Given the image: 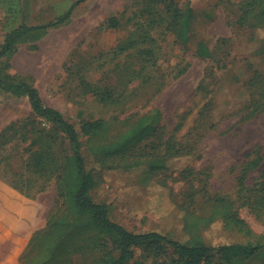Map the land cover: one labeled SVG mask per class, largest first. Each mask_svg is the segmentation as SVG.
<instances>
[{
    "label": "rangeland",
    "instance_id": "1",
    "mask_svg": "<svg viewBox=\"0 0 264 264\" xmlns=\"http://www.w3.org/2000/svg\"><path fill=\"white\" fill-rule=\"evenodd\" d=\"M68 12L66 23L24 35L0 59V79L31 84L78 131L105 121L98 134L82 136V154L96 179L92 197L128 230L197 237L213 247L250 243L252 253L232 264H264V0H0V51L15 29ZM200 42L211 51L207 59L195 54ZM144 117L155 128L149 136L118 156L103 155ZM12 125L1 167L47 148L41 136L57 158L69 152L27 96L0 92V135ZM47 185L0 241V264L46 230L51 214H64L57 182ZM76 244L83 250L71 264H95L114 251V241L97 232ZM176 258L172 249L157 255L141 246L128 264Z\"/></svg>",
    "mask_w": 264,
    "mask_h": 264
},
{
    "label": "trees",
    "instance_id": "2",
    "mask_svg": "<svg viewBox=\"0 0 264 264\" xmlns=\"http://www.w3.org/2000/svg\"><path fill=\"white\" fill-rule=\"evenodd\" d=\"M176 17H182L177 9ZM71 18V12L60 16L55 21L41 26H23L8 34L0 51V59L12 54L17 43L24 35L54 28L66 23ZM190 18H184L183 31L189 32ZM187 34V33H186ZM199 58L207 59L211 51L204 42L198 44L196 53ZM0 92L15 96H27L32 110L38 117L49 120L60 134L63 143L69 145L68 153L57 158L53 153L51 140L41 136L47 148L35 151L29 161L22 164L18 161L0 166V241L12 231L16 223L27 216L34 198L47 190V183L52 179L57 182L58 203L64 207V214H51L46 223V230L24 239L17 253L8 264H71L68 258L83 247L76 244L81 234L97 232L114 241V251L106 252L95 264H128L134 257V249L145 247L147 251L164 255L169 249L177 256L171 262L157 264H214L222 260L226 264L236 262L241 255H249L252 250L250 243L233 242L228 245L213 247L201 238L179 237L170 238L158 231L134 233L112 218L109 206L98 202L92 197L96 179L86 168L82 154V136L91 137L105 127L104 120L86 122L81 131L70 123L59 110L46 106L37 88L27 82H9L0 79ZM14 129L12 125L5 134L0 135V148L7 151L2 140L11 139L8 134ZM155 128L150 119L144 117L131 129L121 135L119 140L101 148L104 156H118L134 142L149 136ZM7 161V156L0 154V165ZM21 162V164L19 163ZM155 167H163L161 161L153 162ZM141 166L133 164L129 169ZM128 169V168H126ZM237 226L240 221L236 215L231 217ZM117 252V255L114 254Z\"/></svg>",
    "mask_w": 264,
    "mask_h": 264
}]
</instances>
